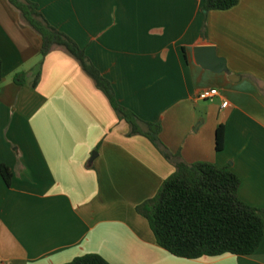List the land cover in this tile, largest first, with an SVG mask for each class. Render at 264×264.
<instances>
[{
    "label": "crops",
    "instance_id": "1",
    "mask_svg": "<svg viewBox=\"0 0 264 264\" xmlns=\"http://www.w3.org/2000/svg\"><path fill=\"white\" fill-rule=\"evenodd\" d=\"M31 1L86 50L122 106L162 124L174 156L230 167L240 198L264 210V0L207 14L204 0ZM41 48L40 35L0 0V264L89 254L110 264H264V239L252 255L198 260L160 247L137 207L176 166L148 138L130 136L76 59L62 49L44 58ZM212 88L214 103L197 99Z\"/></svg>",
    "mask_w": 264,
    "mask_h": 264
},
{
    "label": "trees",
    "instance_id": "2",
    "mask_svg": "<svg viewBox=\"0 0 264 264\" xmlns=\"http://www.w3.org/2000/svg\"><path fill=\"white\" fill-rule=\"evenodd\" d=\"M20 13L22 21L42 38L41 55L46 57L62 49L81 65L109 99L119 118L130 126V136L148 138L162 155L176 166L157 195L137 207L154 234L157 244L177 258L198 260L224 255L254 254L264 239V210L244 202L239 196L240 178L230 167L211 163L188 164L174 156L161 140V123L147 122L122 106L112 83L95 66L85 49L67 34L53 27L31 0H8ZM240 0H204V11H227ZM206 26L203 36L205 37ZM41 72L38 74V79ZM27 74L19 73L14 82L22 86ZM225 127L220 125L216 136L218 152L224 148ZM6 183L13 174L1 167ZM68 264H110L97 254L76 258Z\"/></svg>",
    "mask_w": 264,
    "mask_h": 264
},
{
    "label": "built area",
    "instance_id": "3",
    "mask_svg": "<svg viewBox=\"0 0 264 264\" xmlns=\"http://www.w3.org/2000/svg\"><path fill=\"white\" fill-rule=\"evenodd\" d=\"M220 96V91L218 89H206L199 93L198 100L214 103ZM229 105L228 102L223 103V108H226Z\"/></svg>",
    "mask_w": 264,
    "mask_h": 264
}]
</instances>
